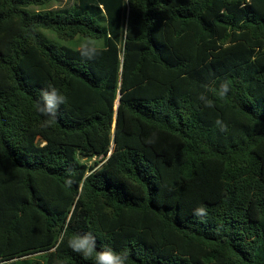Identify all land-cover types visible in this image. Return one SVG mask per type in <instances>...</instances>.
<instances>
[{
    "label": "trees",
    "instance_id": "16d2710c",
    "mask_svg": "<svg viewBox=\"0 0 264 264\" xmlns=\"http://www.w3.org/2000/svg\"><path fill=\"white\" fill-rule=\"evenodd\" d=\"M55 1L0 0V264H264V0Z\"/></svg>",
    "mask_w": 264,
    "mask_h": 264
},
{
    "label": "clouds",
    "instance_id": "9594fccd",
    "mask_svg": "<svg viewBox=\"0 0 264 264\" xmlns=\"http://www.w3.org/2000/svg\"><path fill=\"white\" fill-rule=\"evenodd\" d=\"M127 28H125V31ZM82 59L93 60L99 55V49L91 40L81 43L77 49ZM205 89L216 92L219 98L223 99L230 91V85L227 81L221 82L219 88L209 89L208 85H204ZM198 99L205 107L213 108L214 101L209 99L204 92H202ZM67 103V97L60 92V90L48 84L46 88L39 90V100L36 103V110L45 119L43 124L45 127L51 125L57 118V114L62 105ZM216 126L220 132H227L228 125L221 119L217 118ZM151 142V141H150ZM196 216L207 215V210L204 207H199L194 211ZM68 246L76 253L83 255L86 259L92 258L94 264H128L127 253H117L110 247H103L97 250L96 238L91 233L75 234L68 240Z\"/></svg>",
    "mask_w": 264,
    "mask_h": 264
},
{
    "label": "rangeland",
    "instance_id": "374dc122",
    "mask_svg": "<svg viewBox=\"0 0 264 264\" xmlns=\"http://www.w3.org/2000/svg\"><path fill=\"white\" fill-rule=\"evenodd\" d=\"M68 2H69V0H56L55 2L52 3L51 6H52V9H55V8H57V7H63V6H65ZM45 34H47L49 37H50V34L47 33V32H42L43 40H44L45 42H47V35H45ZM82 42H83V41H82ZM82 42L79 41V40H77V43H78L77 46H80Z\"/></svg>",
    "mask_w": 264,
    "mask_h": 264
}]
</instances>
